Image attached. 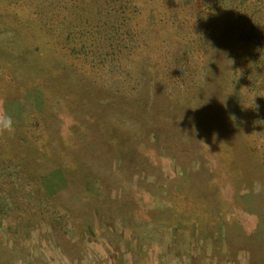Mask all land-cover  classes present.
Listing matches in <instances>:
<instances>
[{"label":"rangeland","instance_id":"1","mask_svg":"<svg viewBox=\"0 0 264 264\" xmlns=\"http://www.w3.org/2000/svg\"><path fill=\"white\" fill-rule=\"evenodd\" d=\"M0 264H264V0H0Z\"/></svg>","mask_w":264,"mask_h":264},{"label":"clouds","instance_id":"2","mask_svg":"<svg viewBox=\"0 0 264 264\" xmlns=\"http://www.w3.org/2000/svg\"><path fill=\"white\" fill-rule=\"evenodd\" d=\"M13 124L14 122L10 116L0 114V131H12Z\"/></svg>","mask_w":264,"mask_h":264},{"label":"trees","instance_id":"3","mask_svg":"<svg viewBox=\"0 0 264 264\" xmlns=\"http://www.w3.org/2000/svg\"><path fill=\"white\" fill-rule=\"evenodd\" d=\"M92 263L88 262V261H82L81 264H108V263H104L103 261H97V262H93L91 261Z\"/></svg>","mask_w":264,"mask_h":264}]
</instances>
